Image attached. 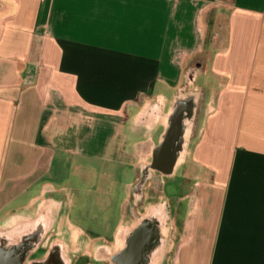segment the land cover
<instances>
[{
	"label": "crops",
	"instance_id": "0c3cea01",
	"mask_svg": "<svg viewBox=\"0 0 264 264\" xmlns=\"http://www.w3.org/2000/svg\"><path fill=\"white\" fill-rule=\"evenodd\" d=\"M201 52L208 64L195 61ZM193 62L218 88L197 93L190 145L202 200L178 196L170 207L182 241L172 263L264 264V0H0V229L49 200L64 208L49 193L66 187L48 177L62 160L76 177L80 158L117 165L132 185L130 146L158 136ZM213 96L208 143L197 141ZM136 210L114 225L112 253L138 225ZM62 222L79 235L69 214Z\"/></svg>",
	"mask_w": 264,
	"mask_h": 264
},
{
	"label": "flooded vegetation",
	"instance_id": "af4514ba",
	"mask_svg": "<svg viewBox=\"0 0 264 264\" xmlns=\"http://www.w3.org/2000/svg\"><path fill=\"white\" fill-rule=\"evenodd\" d=\"M190 95L184 92L173 102L161 132L145 142L143 157L134 167V183L122 186L120 219L130 217V206L138 208L133 214L138 225L126 235L123 247L112 253L111 233H99L92 227H79L78 224L75 225L80 231L78 236L71 232L68 237L64 235L61 227L64 215L71 217L74 204L82 201L85 193H90L81 185L72 191L64 182L66 190L71 191L67 195L62 193L64 191L49 193L54 198L60 196L64 208H58L54 199L49 200L47 207L36 211L31 220L0 231V264H121L117 257L122 252L129 257L130 264H167L172 245L165 231L173 232L171 205L178 196L184 200L189 197L202 200L203 183L197 179L204 177V168L190 145L196 129L197 93H193L195 111L191 113L182 137H176L177 110ZM172 183L178 188L177 195L170 192ZM149 200L154 201L152 210L146 208ZM152 228H155V235H152Z\"/></svg>",
	"mask_w": 264,
	"mask_h": 264
},
{
	"label": "rangeland",
	"instance_id": "374dc122",
	"mask_svg": "<svg viewBox=\"0 0 264 264\" xmlns=\"http://www.w3.org/2000/svg\"><path fill=\"white\" fill-rule=\"evenodd\" d=\"M217 31L214 30V27H208L207 29V37L211 41L213 38H217ZM208 52H201L195 61H200L203 63L209 62L208 59ZM194 61V62H195ZM194 62L191 64H188L185 68L184 72V78L181 83V90L180 93H184L188 90H196V93H202L205 89L207 91V95L210 93V86H216L213 84L212 81H208L209 85H205L204 80L202 79V73H207L206 69L208 68V65L201 66L199 69L196 68ZM192 74H194L192 78ZM199 74V75H198ZM218 88V86H216ZM209 98V97H208ZM210 99H213L207 107V116L204 118H208L209 121H207V124L205 123V130L202 131L200 137L197 141H201L205 139V142L208 143L207 138H209V134H207V131L210 132V117L213 118V116H216L218 114L217 112V103H218V97H211ZM199 100V99H198ZM199 107V104L197 108ZM216 113L215 115H212ZM218 116V115H217ZM219 120V119H218ZM141 119L139 124L141 125ZM191 123V121H190ZM138 124V125H139ZM188 124V123H187ZM218 122L216 123V125ZM219 126L217 125V132ZM146 128L144 127L143 130ZM223 129V126L221 124V130ZM223 131V130H222ZM223 136V134H222ZM145 143H140L139 145H131V150L137 155V158L141 159L144 154V149L146 148ZM229 145H227L228 148ZM204 147L205 152H207V148L209 147V144H205ZM229 150V149H228ZM71 161L69 160H62L60 161V164L58 167L54 168L52 172L50 173L49 179L53 182L54 186L61 187L64 185V182H72V185L82 186L84 188H87L90 193L84 194L82 201H78L74 204L73 209L71 210L72 214V221L77 223L78 226L82 227H92L99 233L104 234H110L112 233L113 227L118 222V220L121 217V209H120V203H122L123 199V192H122V186L124 182L127 180V175L122 174V169L114 164H108L104 163L100 160H92V159H86V158H80L77 160V167H75L77 172V177L72 174V170H69L71 166ZM66 166L68 167L67 170L65 169ZM74 167V166H73ZM71 169V168H70ZM203 181V180H201ZM66 182V184H67ZM204 182V181H203ZM206 182V181H205ZM70 190H66L65 192H62L64 195H67ZM71 192V191H70ZM73 193V192H72ZM92 194V195H91ZM90 195V196H89ZM93 197V198H92ZM150 204V205H148ZM154 201H147L146 202V208L150 207V210H152L154 207ZM84 206V208H80ZM79 207V209H77ZM89 216V218H87ZM106 217V219H105ZM77 218L80 219V221H75ZM87 220H86V219ZM84 223V224H83ZM62 232L67 237L70 235L71 230L68 229V227L65 225L66 223L61 222ZM5 225H3L4 227ZM6 227V226H5ZM73 228V227H71ZM1 231V229H0ZM165 234L168 235V238L170 239L171 245L174 244V246H171V253L168 257L170 259L167 261V264H173L172 263V254L174 252V247L176 248L178 245L182 243V241L177 240L176 233H170L169 230L165 231Z\"/></svg>",
	"mask_w": 264,
	"mask_h": 264
},
{
	"label": "water",
	"instance_id": "95a60500",
	"mask_svg": "<svg viewBox=\"0 0 264 264\" xmlns=\"http://www.w3.org/2000/svg\"><path fill=\"white\" fill-rule=\"evenodd\" d=\"M193 107H194V99L192 97H188L186 100L183 101V106L179 110H177L178 114H177L176 137H178V139L182 137L185 131V126L189 121ZM153 233L155 235V228H152V235ZM117 258L121 261V264H130L129 257L126 256L125 252L120 253Z\"/></svg>",
	"mask_w": 264,
	"mask_h": 264
}]
</instances>
